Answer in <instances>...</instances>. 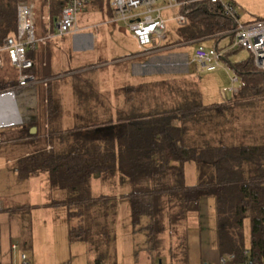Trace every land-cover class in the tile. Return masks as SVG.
<instances>
[{
  "label": "trees",
  "instance_id": "16d2710c",
  "mask_svg": "<svg viewBox=\"0 0 264 264\" xmlns=\"http://www.w3.org/2000/svg\"><path fill=\"white\" fill-rule=\"evenodd\" d=\"M20 1L23 0H0V43L15 32L16 5ZM39 1L38 13L46 12L47 25L52 26L66 0ZM87 1L112 10L111 0ZM178 1L183 3L177 13L186 21L177 28L176 42L232 36L235 20L223 14L219 2ZM230 68L240 86L229 102L205 107L197 95L191 103L151 106L143 98L131 99L126 103L128 108L117 110L115 115L102 119L78 117L79 122L71 129L48 130V146L18 160L16 171L20 177L46 173L49 188L65 192L63 198L54 202L65 205L68 217L77 221L70 236L96 251L94 264H101L109 256L106 250L110 242L103 232L94 231L105 226H99L102 217L94 215L89 207L97 201L107 203L102 201L106 199L104 195L96 198L87 193L90 177L97 174L108 178L120 174L121 180L130 181L133 189L127 196L132 223L136 225L141 216L151 220L143 229L157 256L160 257L166 228L174 230L190 213L198 212L202 197L211 196L215 201L218 252L226 257V264H264V121L259 127L246 126L238 134L231 128L220 127V132L204 129L207 124L220 126L237 120V110L242 109L238 106L248 104L247 101L264 102V71L254 67L252 57ZM13 85L0 83V89ZM149 88L134 86L132 90L149 94ZM49 90L48 86L46 111L50 124L58 111ZM238 136L241 140H233ZM187 162H194L198 173V180L192 185L185 182ZM107 207L108 204L104 206V218ZM248 217L250 239L246 247L243 226Z\"/></svg>",
  "mask_w": 264,
  "mask_h": 264
},
{
  "label": "rangeland",
  "instance_id": "374dc122",
  "mask_svg": "<svg viewBox=\"0 0 264 264\" xmlns=\"http://www.w3.org/2000/svg\"><path fill=\"white\" fill-rule=\"evenodd\" d=\"M35 1L38 5L39 0ZM223 1L233 3L235 11L238 15L237 21L240 24L249 23L256 19H264V0ZM92 5L93 4L90 2L84 5L82 10L77 15V24L91 25V30H93L96 34L94 48H91V50L89 48L87 51L81 52L75 48L73 43L69 41L72 37L65 35L60 38L55 37L48 39L46 41V43L48 42V45L45 48L39 47L40 43H38L37 49L33 52L34 57L36 58L35 55H38L40 53L39 51L42 50V59L37 57L34 73L36 75V79L41 80L37 86L39 108L38 117L39 123L41 125L44 124L46 132L48 130H53V128L71 129L79 122L78 117L71 118L70 121H67V118L60 116V112H56L55 118L50 120V124L48 123L46 111L48 86L50 87L49 95L53 98L57 105L61 104V102L57 100L58 95L62 94L63 89H65L68 85H71L72 88L79 90L81 98L85 97L84 94L88 93L87 90L84 93V89L93 90L92 87H96V91L98 89H108V74L110 75L112 68L119 69L130 66L129 61H127V57H130L138 51L136 41L131 38L128 29H126L122 23L119 22L116 27L117 30L118 28H125V33L123 31L117 32L118 35L116 37V35L112 36L111 32L108 31V6L105 5L102 7H96ZM177 14L176 9H173L165 11L162 16L165 19H168ZM46 24L47 21L44 19V15L38 17L37 27L42 30L43 35L49 33L48 30L45 33L43 31L47 28V26H45ZM177 27L178 25L175 20H167L166 38L163 39L162 42L164 45L172 44L176 41ZM36 35L38 36V34ZM117 39L121 44L120 49H115L112 44L113 42L118 41ZM197 45L198 43H190L186 48L179 49L177 53L186 59L191 50H194ZM199 45L206 48H213L214 41H203L200 42ZM231 45V36H226L219 41V49L222 51H227ZM250 59V52L246 49L239 48L234 49L228 55L227 61L230 65L229 67L225 66L227 70L223 67L217 68L214 71H206L205 69L197 68V71H194V75L196 77L195 79H197V89L202 103L209 107L213 104L226 102V100L232 96V92L228 89L230 86L228 75H234V71L230 68V66L235 65L238 62L249 61ZM104 61H108V63L103 64L102 67L93 72L85 73L82 69V71L76 70L78 68L96 65ZM191 68L195 69L193 65H191ZM71 70H76L78 72L68 74L70 73L68 71ZM16 74V70H14L8 62L4 69H0V83L9 81L10 79L16 77ZM86 79H94L96 81V83L93 82L95 85H86V83H84ZM239 86L240 82L237 84V87ZM94 97L103 101L102 103L104 104L107 102L106 105H108V101L104 102L103 99L104 97L105 99L108 98V93L107 95H94ZM83 102L85 103L86 101ZM247 103L248 104L246 105L243 103L241 106H238L239 108H242L237 110L240 118L233 120L232 123H230V121H226V123L221 126L228 128V130L231 128L235 134H238L240 130L246 128V126L254 128V126L259 127L263 124L264 102L258 100L256 102L247 101ZM97 104L98 103H96V105ZM225 115H227V113ZM103 116L101 119L105 118ZM90 120L95 121V118H91ZM90 120L87 119V121ZM210 123L213 124L212 122ZM20 127V125H17L1 129L0 133L2 141L5 140V142H14L19 140L16 136L12 135V132H16ZM8 132H11L13 137H9L7 135L9 134ZM3 134L5 135V139ZM1 146L2 145L0 144V147ZM23 148L25 147L22 146V149ZM31 148L32 147L29 146V149L27 148L26 151H33ZM24 151L25 150H21L19 153H24ZM1 152L2 150L0 149V169H3L0 170V193L2 190L6 189L7 184L9 185L8 174L10 173L9 171H11V167L8 162L1 158ZM188 164L185 166L186 183L194 184L197 182V174L195 169L193 168L191 170V168L195 163L188 162ZM111 180V177L108 178L106 175L97 174L96 177H90L88 185L86 186L87 193L89 192L91 197L98 198V196L104 195L106 199H102V201L107 202L102 204L101 201H97L93 205L89 206L91 207V211H93L94 215L102 217L99 219V226L101 224L105 226L104 228L98 227V229H95L94 231H96L97 234H99V231L103 232L106 241H108V238L111 239L110 245L106 251L113 256L116 264H151L157 262V256L152 249V246H149V243L144 242L143 235L145 232L141 229V227L144 224V219L146 217L141 216L136 225H133L132 223L130 199L127 196L128 192L133 189L132 184L128 179L123 182L118 181L119 179H117L116 183ZM32 187L34 191L33 199L38 201L43 199L40 190L44 188L40 180L33 179ZM49 196L50 197L47 198L49 201L59 198L56 195H53V198L52 195ZM44 199H46V197ZM107 204L108 215L104 218L103 210L104 206ZM63 206L67 209L65 205ZM188 218H184V220L179 222V225H176L174 230L168 229L169 227L166 228L168 230L162 234L161 245H164V247H162L160 251V257L163 259V264H201L203 258H208L215 263L219 257L216 261L213 260V257L218 250V232L213 197H202L199 200L197 216L194 219ZM169 231H177V234L174 236V242L167 245L165 242L167 237L165 235L168 233V236H172ZM243 233L246 247H248L250 239L249 217L244 220ZM100 237L102 238V236Z\"/></svg>",
  "mask_w": 264,
  "mask_h": 264
},
{
  "label": "crops",
  "instance_id": "0c3cea01",
  "mask_svg": "<svg viewBox=\"0 0 264 264\" xmlns=\"http://www.w3.org/2000/svg\"><path fill=\"white\" fill-rule=\"evenodd\" d=\"M32 1L35 4V33L38 34V36H44L42 34V30L37 27V20L38 17L44 15V19L47 21L48 24V14L46 12L43 13H40V11L39 13L36 12L38 11L39 5H37V2L35 0ZM86 3H88L87 0ZM162 6H163L162 2H157L154 5V8L162 7ZM167 10L169 9H162L161 14H164V12ZM168 20L170 21L172 19L168 18ZM76 23H77V19H76ZM107 23H108V31L111 32L112 36L116 35L117 37L118 35L117 32L123 31L125 33L126 31L125 28L127 29V27L122 23V25H124L125 28H118L117 30L116 25L119 24V21L114 20L113 12L109 7H108ZM47 24L45 25L47 26V28L43 30L44 33L47 30L51 32L53 28V25L49 26ZM78 27L80 28L78 32L68 35L72 37L69 41L73 43L75 45V48L80 50L81 52L87 51L89 48L91 50V48L95 47V37H96L95 32L91 30V25H78ZM176 34H177V30H176ZM56 38H60V37H56ZM131 38L135 40L132 36ZM177 39H178V35H177ZM221 39L222 38H209L204 40H197L193 42H182V43H178L175 41L174 43L168 45H164L162 43L163 40L162 41L153 40L152 43L146 46L145 48H142L136 42L138 46V51H136L130 57L125 56L128 58L127 61H129L130 66L119 69L112 68L110 75L108 74V89L105 88L103 90L98 89L97 91H96V87H92L93 90L84 89L83 92L85 93L87 90L88 93L84 94L85 97L81 98V94H79V90L72 88L71 85L70 86L68 85L66 86L65 89H63V93L58 95L57 97V100L61 102L60 105H57V111L60 112V116H63L67 118V121H70L71 118H76V117L103 116V115L108 116L111 113L115 115L117 110L123 111L127 109L128 105H126V103L129 102L131 99L139 100L140 98H143V100L150 101L151 106H155L156 103L170 106L172 104H176L177 102H181V101L184 103H189V102L191 103L193 97H197V95H198L197 98L201 100L199 96V91L197 89V79H195L196 77L194 75V71H197V68H201V69H205V68L196 64L193 61V53L195 49L191 50L189 56L186 59L181 57L180 54L177 53V51L179 49L186 48L190 43H198L199 45L200 42L207 40L214 41L213 48L216 47L219 49V41ZM112 44L113 47H115V49L116 48L120 49L121 47L119 40L113 42ZM39 45H40L39 47L45 48L47 47L48 42ZM36 49L37 46L35 49H30L27 52L28 55L30 56L29 58H31L34 61L32 74L34 75L35 79H36V75L34 73V68L36 65V59L37 57L42 59V50L39 51L40 53L38 55H35L36 58L34 57L33 52ZM234 49H239V48L233 47L231 45L227 51H224V56L222 57L221 65L218 68L223 67L224 69L227 70L226 67H229L227 58L230 52L233 51ZM7 63L8 62H5L3 67L0 69H4ZM106 63H108V61H104L96 65L87 66L85 68H78L76 70L78 71L84 70L85 73L93 72L99 69L100 67H102V65ZM9 65L14 70H16L10 63ZM191 65H193L195 69L191 68ZM76 70L68 71L70 72L68 74H74L78 72ZM228 76L230 83V77L233 75L229 74ZM16 77L10 79L5 83L15 84ZM39 81L41 80L36 79V83H35L36 96H37L36 97L37 119L35 121H38L37 124H33L32 122H29L26 123L25 125H20L21 127L16 132L14 133L12 132V135L16 136L19 140L14 142H5L4 140L2 141V143H0L2 145L0 147V149L2 150L1 158L4 161L8 162L9 166L11 167V171H9L10 173L8 174L9 185L7 184L6 189L2 190V192L0 193V202L2 204V208L0 209V264H94L96 258L95 256L96 251L93 250V248H89L87 246L88 245L87 243L79 239L72 238L70 236V229L72 226L76 225L77 221L73 218L68 217L67 215L68 211L67 209L64 208L63 205H58L54 202V200L49 201L47 199L50 197L49 195H52V198L53 195H56L59 197L56 200H59L64 197L65 192L58 189H53V190L50 189L48 187L49 186L48 175L46 173H40L35 176L31 175L22 178L18 175L16 171L17 162L20 158L48 146V142L47 140H45L47 137V132L45 130L44 124L41 125L39 123V117H38L39 108H38L37 86L39 85L38 84ZM93 82L96 83L94 79H86L84 83H86V85L94 86L95 84ZM239 82L240 81L238 78L237 84H239ZM145 85L151 88L149 94L147 93L136 94L132 90L134 86L144 87ZM230 92H232V96L229 99H227L226 102L233 100L234 96L236 95V92L234 91H230ZM107 93H108V98L105 99L106 97L105 96L103 99L104 102L108 101V105H106L107 102H105L104 104L102 103L103 101L94 97V95H98V94L107 95ZM83 101L86 102L84 103ZM97 102L100 103L96 105ZM204 106L208 107L206 105ZM175 123L176 125H179V121H175ZM209 126L208 124L204 125V129H207L208 131L214 130L215 132H220L219 130L220 127L224 128V126L221 125L211 126L209 124ZM212 127H216V128L212 129ZM226 130H228V128H226ZM8 133L9 134L7 135L9 137H13L11 135V132ZM3 137L5 139L4 134ZM240 137L238 136L233 140L239 141L241 140ZM22 146H24L25 148L22 149ZM29 146L32 147L31 149L33 151L31 152L26 151L27 148L29 149ZM21 150H25L24 153H19L21 152ZM187 164L188 162L185 163L184 165V174H185V166ZM193 168L195 169L198 180V173L195 164L192 165L191 170ZM0 170L3 169L1 168ZM33 179H38L40 180L41 184H43L44 189L41 188L42 190H40L43 199H41L40 201L33 199L34 198L33 195L34 191L32 187ZM111 179H112L111 181L115 183L117 179H119L118 181H122V182L127 180V179L121 180L120 174H115L114 176L111 177ZM185 182H186V176H185ZM45 197L46 199H44ZM196 216H197V212H193L190 213L185 218L189 217L188 219L190 218L194 219ZM150 221H151L150 219L145 218L144 224L142 225L141 229H143V227L149 224ZM143 230L145 232L143 235L144 242L148 243L147 231L146 229ZM169 233L172 234V236L171 235L168 236V233L167 235H165L167 237V240L165 241L167 245L174 242V236L177 234V231L175 232L169 231ZM109 241L111 242V239H109ZM217 245H218V241H217ZM162 247H164V245ZM22 255H25L26 258L25 261L22 259ZM108 255L109 256L107 258L103 259L101 264H116L115 259H113V256H111V254L109 253ZM218 257H220V255L217 250V253L213 257V260L216 261ZM206 259L209 260L212 264H216L217 262L216 261L214 263V261L212 262L208 258H203L202 261ZM157 260L158 261L155 263L163 264V259L161 257L157 256Z\"/></svg>",
  "mask_w": 264,
  "mask_h": 264
},
{
  "label": "built area",
  "instance_id": "2783aa9c",
  "mask_svg": "<svg viewBox=\"0 0 264 264\" xmlns=\"http://www.w3.org/2000/svg\"><path fill=\"white\" fill-rule=\"evenodd\" d=\"M210 1L219 2L223 14L235 20L230 31L233 37L232 46L248 50L254 67L264 71V19L240 24L231 2ZM157 2H162L163 6L154 8ZM85 3L86 0H66L60 14L54 20L51 32L44 36H37L35 33L34 2L23 0L17 3L15 32L0 43V68L5 62H9L17 70L16 83L0 89V130L25 125L37 119L36 79L30 71L33 63L27 52L35 49L38 43H46L48 39L78 32L80 28L76 23L77 14ZM182 3L178 0H111L114 20L123 23L142 48L150 45L153 40L162 41L166 38L168 19L162 16L161 11L162 9H176ZM171 19L175 20L178 25H183L186 21L185 17L179 13ZM223 55L222 50L198 45L193 53V61L206 70L212 71L221 65ZM237 82L236 75L230 77V91L237 90ZM0 143H2L1 133ZM243 256L246 258L247 251H244ZM22 259L25 261V255H22ZM226 263L227 259L223 256H220L216 262V264ZM201 264L212 263L206 259Z\"/></svg>",
  "mask_w": 264,
  "mask_h": 264
}]
</instances>
